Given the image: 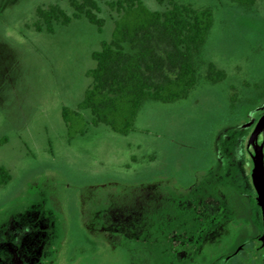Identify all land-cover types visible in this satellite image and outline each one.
<instances>
[{"label": "rangeland", "instance_id": "374dc122", "mask_svg": "<svg viewBox=\"0 0 264 264\" xmlns=\"http://www.w3.org/2000/svg\"><path fill=\"white\" fill-rule=\"evenodd\" d=\"M106 1L101 28L83 15L49 31L37 7L71 12L69 0H0V264H264L243 166L264 111V0H180L214 11L190 93L145 100L128 133L89 109L68 128L63 107L78 108L92 52L112 37Z\"/></svg>", "mask_w": 264, "mask_h": 264}, {"label": "trees", "instance_id": "16d2710c", "mask_svg": "<svg viewBox=\"0 0 264 264\" xmlns=\"http://www.w3.org/2000/svg\"><path fill=\"white\" fill-rule=\"evenodd\" d=\"M233 1L250 7L258 0ZM106 2L115 12L112 37L102 41L101 47L92 52L96 60L88 70L92 81L78 108L64 106L62 115L71 128L84 118L83 110L89 109L92 123L106 122L114 130L128 133L145 100L180 99L197 84L200 72L195 56L210 33L214 11L211 6H195L180 0H167L164 9L151 8L144 0ZM69 3L71 12L58 2L38 6L36 29L53 31L56 23L67 24L73 17L83 15L99 28L104 24V17L99 15L102 9L99 0H69ZM207 76L218 81L226 76V71L209 61ZM247 160L244 157L246 168ZM10 178V171L0 166V184ZM247 178L256 193L249 172ZM258 207L262 220L259 204Z\"/></svg>", "mask_w": 264, "mask_h": 264}, {"label": "water", "instance_id": "95a60500", "mask_svg": "<svg viewBox=\"0 0 264 264\" xmlns=\"http://www.w3.org/2000/svg\"><path fill=\"white\" fill-rule=\"evenodd\" d=\"M262 133V139L259 137ZM245 149L250 155L249 174L252 185L258 196V203L262 214V233L259 236L261 243L257 248L264 246V111L258 115L247 136Z\"/></svg>", "mask_w": 264, "mask_h": 264}, {"label": "flooded vegetation", "instance_id": "af4514ba", "mask_svg": "<svg viewBox=\"0 0 264 264\" xmlns=\"http://www.w3.org/2000/svg\"><path fill=\"white\" fill-rule=\"evenodd\" d=\"M252 127H253V125H252ZM252 129V128H251ZM262 133H261V135H260V137H259V139L261 140L262 139ZM250 160H251V158H250V155L248 154V160H247V162H248V164L250 165ZM258 243V246H259V244L261 243V241H260V239H259V241L257 242ZM257 246V247H258Z\"/></svg>", "mask_w": 264, "mask_h": 264}]
</instances>
